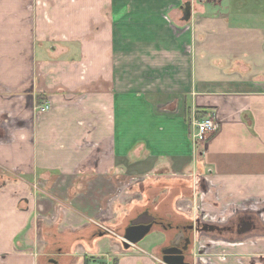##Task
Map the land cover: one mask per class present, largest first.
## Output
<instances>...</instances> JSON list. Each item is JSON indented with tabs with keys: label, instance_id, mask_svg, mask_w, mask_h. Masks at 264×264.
I'll use <instances>...</instances> for the list:
<instances>
[{
	"label": "crops",
	"instance_id": "crops-1",
	"mask_svg": "<svg viewBox=\"0 0 264 264\" xmlns=\"http://www.w3.org/2000/svg\"><path fill=\"white\" fill-rule=\"evenodd\" d=\"M0 59V123L16 127L0 125V264H166L161 230L149 258L114 231L173 214L148 190L205 169L230 211L205 264H264V0H0ZM200 109L216 121L203 143Z\"/></svg>",
	"mask_w": 264,
	"mask_h": 264
},
{
	"label": "rangeland",
	"instance_id": "rangeland-1",
	"mask_svg": "<svg viewBox=\"0 0 264 264\" xmlns=\"http://www.w3.org/2000/svg\"><path fill=\"white\" fill-rule=\"evenodd\" d=\"M181 14H182V11H181ZM181 17H184V16L181 15ZM197 17L198 16L196 15L195 18H197ZM184 20H185V24H186L185 25L186 26V29H192L191 22L193 21V18L191 19V16H190V18H186ZM1 60L2 59H0V61ZM4 61L5 60H2L0 62V68L3 65H5ZM7 61H9V60H7ZM7 64H9V62ZM0 85H1V83H0ZM11 88H12L11 86L2 85L1 86V89H3V90L0 93L1 94H5V95L11 94V93L14 94V92H13V90ZM34 110H35V112H38L37 106H36V108L34 106ZM41 114L43 115V114H47V113H44L43 112V113H40V115ZM3 124L5 125L6 129L9 130V131L7 130V132H10L12 130V128L13 129H16V127H12L11 121L6 122V119L4 120V122H1L0 123V125H3ZM209 136H210V134L207 136V138H206L205 141H207V139H208ZM0 140H4V139H1L0 138ZM8 140L10 142L12 140V138L11 139H8ZM205 141H201V143H203ZM4 172H5V174L7 173L9 175V177L7 176L8 179H13L15 181H18V180L21 179L20 177H18V176H21V173L20 172H16L14 170H11L12 173L7 172V171H4ZM200 172L201 171L198 170V171H196L193 174V177L194 178H193V181L192 182H194L193 183L194 186L192 184L189 187L188 186V183H187V178L184 176V178L183 177L181 178V180H180L179 183H175V184H179V185H175L174 184V185L171 186L170 189H163V192L162 193H158L157 192L158 191V190H156L157 186L154 187V188H150L148 190V194H149V197H150L149 198L150 199L149 203L151 204V206H154L156 204V202H158L160 199H161V202H162L164 198L168 197V202L167 203H165V202H162L161 203V207L162 208H164V207L165 208H169L176 216L183 215V217H185V218L189 216L190 218H192L191 220H193V221L197 219L199 229L197 230V233L195 235L196 238H195V241H194L195 245H194V250H193V260H195V255L199 254L198 253V247H199L200 244L201 245L202 244H206V247L207 248H209L208 247V245H209L208 243H210V244H212V243L215 244L216 243L217 245H221L222 244V242H215V240H213V239H216V238L210 236L209 235V232L206 229L208 227H211V228L212 227H215V228L224 227L225 222H223V221H225V219L227 218V216H228L227 213L230 212L229 210L226 211V209H227L226 206L214 207L213 202H212V201H214L216 199L211 194L210 190H214L213 192H217V188H218V192L220 193V191L222 192L223 189H224V187L222 186V184H220V182H217L216 184H214L212 182V179H210L212 176L210 175V172H208V170L205 169V171L201 173L202 177L199 175ZM186 173H188V172H186ZM190 174H192V173H190ZM208 177H209V181L206 184L205 178L208 179ZM183 181H184V183H183ZM169 182L170 181H167L165 183V185H168ZM211 182H212V184H211ZM37 183L39 185V182L38 181H37ZM32 188H33V186H31L30 189H32ZM43 188L41 186H39L38 189L33 188L31 191L34 193V195H36V192L39 189L41 190ZM25 191H26V188H24L22 190V192L21 191H14L13 192V195L18 196L20 194L23 195L25 193L26 196L25 195L24 196L26 198H30V197H27L28 196L27 193H28L29 190H27L26 192ZM184 195H186V196L189 195L190 196L189 199H191L193 201L192 210L189 211V212H184L182 209L181 210L179 209L181 212L179 211V213H176L175 210H178V208H179L178 204L176 203V200L178 198L183 197ZM156 198H157V200H155ZM219 203L220 202H215L214 204H219ZM198 208H200V210L203 208L202 214L205 215L206 218H204L203 216H199L200 215V212H199V209ZM43 209H44V207H42V206L41 207H38V212H41V210H43ZM212 221H219V222H223V223H217L216 224V223H212ZM203 227H204V229L202 230ZM110 228H112V227H110ZM99 229H102V228L99 227ZM103 230H105V229H103ZM158 230H160V228L154 227L152 230H150L138 242L139 247L142 248L143 250H145V253L143 255H146L145 256L146 258H149L150 257V254H153L152 253L154 251L153 250V246L154 245H158L161 242L160 235H159L160 234L159 233L160 231H158ZM81 232H82V230H80V233ZM114 232H115L113 234L114 236H117V234L118 235H123V233H118L116 231H114ZM68 233H70V232H68ZM65 235L66 234H64V236ZM42 236H43V234L40 236L41 240H42ZM94 236H97V235L95 234ZM47 238H48V236L45 235V237L43 239L46 242V244H47V241L50 242L49 240H47ZM66 238L69 239V237L67 235H66ZM104 239H107V238H104ZM200 249H203L204 250L203 246ZM157 254L160 256L159 252H157ZM221 254L224 255L223 253H221ZM200 255H202V254H200ZM203 256H205V255H203Z\"/></svg>",
	"mask_w": 264,
	"mask_h": 264
},
{
	"label": "flooded vegetation",
	"instance_id": "flooded-vegetation-1",
	"mask_svg": "<svg viewBox=\"0 0 264 264\" xmlns=\"http://www.w3.org/2000/svg\"><path fill=\"white\" fill-rule=\"evenodd\" d=\"M162 202L167 203L168 197L164 198ZM174 215L175 214L173 213L168 217L163 216L151 208L145 207L128 220L123 232L131 221L149 222L151 223L150 230L154 227H158L162 231L163 242L158 248V252L161 256L163 255L164 250H170L169 255H182L184 263L193 264L195 235L199 229L198 221L197 219L193 221L191 219H184L180 216Z\"/></svg>",
	"mask_w": 264,
	"mask_h": 264
},
{
	"label": "built area",
	"instance_id": "built-area-1",
	"mask_svg": "<svg viewBox=\"0 0 264 264\" xmlns=\"http://www.w3.org/2000/svg\"><path fill=\"white\" fill-rule=\"evenodd\" d=\"M49 108H50V104L48 102H45V103L37 106L38 112H45V111L49 110ZM215 129H216V121H215L214 117L212 115H210V113H209V114L205 115L203 118H201L200 120L196 121L195 131H194L193 137L198 142L205 141L207 136L209 134H211L212 132H214ZM208 172H210V171H208ZM205 181L207 182L206 178H205ZM38 187H39V185L37 183H35L33 185V188H35V189H38ZM30 188H31V186H30ZM32 189H30L28 191L27 197H32L34 195V193L31 191ZM198 209L200 212V215L199 214L198 215L203 216L205 218V215L202 214L203 209H201V210H200V208H198ZM99 227L108 231L106 228H104L102 226H99ZM117 236H118L117 237L118 239L122 240V235H117ZM202 246H203V248H205V246L203 244L199 245V247H198V253L199 254L195 255V260H193V262L195 264H198L199 262L202 264H205V260H203V255L205 252L203 251V249H200ZM200 254H202V255H200ZM222 259H224V255H222ZM160 261L165 263L162 259Z\"/></svg>",
	"mask_w": 264,
	"mask_h": 264
},
{
	"label": "water",
	"instance_id": "water-1",
	"mask_svg": "<svg viewBox=\"0 0 264 264\" xmlns=\"http://www.w3.org/2000/svg\"><path fill=\"white\" fill-rule=\"evenodd\" d=\"M150 228L151 223L149 222L131 221L123 232L122 246L127 249L131 245L138 243L150 231ZM169 251L164 250L162 255V260L166 264H188L183 262L182 255H169Z\"/></svg>",
	"mask_w": 264,
	"mask_h": 264
},
{
	"label": "trees",
	"instance_id": "trees-1",
	"mask_svg": "<svg viewBox=\"0 0 264 264\" xmlns=\"http://www.w3.org/2000/svg\"><path fill=\"white\" fill-rule=\"evenodd\" d=\"M201 111L200 112H196V118L198 120H200L201 118H203L206 114V111L207 109H200ZM206 110V111H205ZM102 231H98V233H102V234H105V233H109L108 231L106 230H103V229H100ZM95 234H97V231L95 232ZM95 257L94 256H88V255H85L83 257V261H84V264H88L90 260L94 259ZM115 262V261H114Z\"/></svg>",
	"mask_w": 264,
	"mask_h": 264
}]
</instances>
